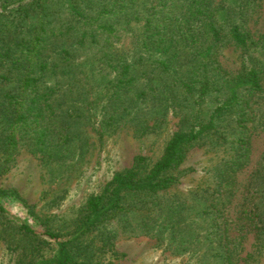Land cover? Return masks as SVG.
<instances>
[{
  "label": "rangeland",
  "instance_id": "rangeland-1",
  "mask_svg": "<svg viewBox=\"0 0 264 264\" xmlns=\"http://www.w3.org/2000/svg\"><path fill=\"white\" fill-rule=\"evenodd\" d=\"M27 1L0 0V16ZM201 2H207L202 6L206 13L196 11ZM47 4L58 8L53 15L58 25L69 18L61 0ZM95 10L87 11L88 16L98 21ZM128 10L138 18L118 25L119 47L130 57L145 53L147 17L152 29L174 32L178 38L181 32L195 31L197 42L188 44L193 55L187 52L183 60L185 70L194 74L197 68L200 79L189 90L142 107L139 116L148 121L128 118L107 125L104 106L110 90L91 77L86 80L87 118L73 126L81 134L79 141L58 145L59 136L33 131L15 147L0 145V186L19 194L0 198V264H49L54 258L57 241L26 234L20 230L24 223L39 232L49 228L61 240L78 236L71 249L81 264H264V0H138ZM213 20L223 30L216 44L210 32ZM231 27L250 34L246 46L229 37ZM155 53L161 60L163 53ZM253 72L258 89L250 82ZM205 79L211 83L207 90ZM8 86L0 79V99ZM232 99L235 103L219 113L215 127L170 171L176 183L153 196L127 195L122 203L126 211L81 232L89 198L102 194L116 173L135 168L145 174L174 133L199 130L217 107ZM161 206L172 208L180 219L179 232L173 224L159 227Z\"/></svg>",
  "mask_w": 264,
  "mask_h": 264
},
{
  "label": "trees",
  "instance_id": "trees-1",
  "mask_svg": "<svg viewBox=\"0 0 264 264\" xmlns=\"http://www.w3.org/2000/svg\"><path fill=\"white\" fill-rule=\"evenodd\" d=\"M137 1L61 0L69 18H62L60 25L56 23L57 17L53 16L58 8L48 5L47 0L20 3L0 16V79L9 84L0 99V145L15 147L20 139L33 131H39L41 136L49 132L53 137L59 136L58 145L76 139L79 141L81 134L75 132L73 126L87 118L84 109L89 93L86 80L91 77L108 84L110 95L104 106L107 108V125L128 118L131 122L148 121L149 117L139 116L143 112L142 107L156 105L181 89H191V82L200 79L196 78L198 69L193 67L194 74L185 70L188 63L183 60V55L187 52L193 55L188 44L197 42L195 31H187L185 36L181 32L178 38L174 32L165 34L164 29H152L153 21L147 17V30L142 43L145 53L138 56L135 52L130 57L128 51L118 46L122 31L118 25L138 18L137 14L128 10ZM206 4L201 2L196 11L206 13L208 8L202 7ZM195 5L191 4V13H194L192 8ZM94 10L98 13V21L88 16L87 11ZM210 23L211 39L215 44L219 43L223 39V30L217 27L214 20ZM82 24L85 27H81ZM156 27H159L158 24ZM228 35L240 46H246L250 37L248 32L238 27H231ZM141 38L137 37V42ZM182 38L185 43H181ZM167 41H171L170 45H166ZM261 41L264 42V34ZM157 51L163 53L161 60L154 58ZM107 70H110V78L105 79ZM204 81V90H207L211 83L208 79ZM250 82L253 89L259 88L255 72L251 73ZM234 103L232 99L217 107L210 121L199 130L174 133L162 157L145 174L135 168L116 173L102 194L89 198L81 232L114 213L126 211L128 208L122 203L127 195L153 196L176 183L178 178L170 171L183 163L189 149L205 131L215 127L219 113ZM9 193L19 195L15 190L0 186V198ZM0 205L3 210L1 200ZM158 210L159 227L165 226L163 223L173 224L174 231L179 232L181 221L175 219L172 208L166 210L165 206H161ZM20 230L26 234L41 233L57 241L56 254L49 264H81L71 249L78 236L61 240L49 228L39 232L29 223L21 224ZM42 263L39 261L36 264Z\"/></svg>",
  "mask_w": 264,
  "mask_h": 264
}]
</instances>
